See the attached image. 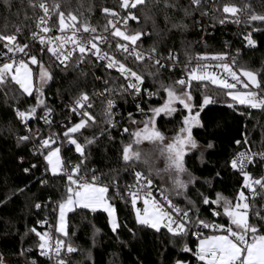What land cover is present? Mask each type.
I'll use <instances>...</instances> for the list:
<instances>
[{
    "label": "snow or ice",
    "instance_id": "1",
    "mask_svg": "<svg viewBox=\"0 0 264 264\" xmlns=\"http://www.w3.org/2000/svg\"><path fill=\"white\" fill-rule=\"evenodd\" d=\"M147 0H121L120 7L127 10V15L120 17L118 13L105 7L104 13L110 17L107 25L98 32L97 27L93 26L89 19L83 17V13L78 17L69 11L65 14L60 10L58 0H53L51 6L47 0H27L28 7L39 9L43 15H39L36 20V28L39 31H31L30 38L41 46V53L45 51L51 53L54 57L53 64L61 71L79 69L81 75L87 74L81 68L84 63H92V57L95 58V64L99 65L108 73V77L102 80L103 90L93 89L91 93L84 88H80L78 94L71 97V102L67 107L70 113L79 117L78 122L66 126L62 136L55 133L49 134L47 138L41 137L36 141L39 130L33 132L29 127L32 120H43L45 125L51 127L52 115L54 110L48 106L43 98V86L54 78V73L50 67H46L38 54L32 52L27 42H21L17 36L22 34L23 29L17 27L12 34H0V86L15 84L19 87L20 96H33L35 92V104L29 105L21 110L17 104L12 108L16 119L25 129L24 135L16 137L17 145L33 143L34 154H38L46 161L45 172H51L53 177H66V193L59 201L53 205V211H58L56 218L55 233L59 236L53 237L51 231H38L33 226L27 229L25 235L34 234L38 238L36 247L39 255L46 257L52 264H70V258L73 253L78 251V247L72 242L69 233L68 214L76 209H87L95 213L102 210L107 213L108 225L114 234L122 227L118 221L116 208L110 200L118 197L126 204L131 203L135 212V222L140 227H146L161 233L166 230L169 234V243L175 245L177 241H183L185 237H196V246L193 250L188 242H183L179 248L182 253H191L199 264H264V204L257 207V198L264 199V175L255 177L248 170L254 163L264 164V150L256 152L251 149L236 152L230 160V167L237 171L243 178L240 190L237 192L235 201L216 193L215 197L198 192L200 204L208 206L212 216L227 217V226L222 223L211 222L207 219H201V208L196 201L189 198L191 189L189 185L197 182V177L193 176L186 167L185 157L198 150L200 145L193 136L194 128H201V112L211 104L217 102L215 92L221 91L226 97L225 103L229 108H235L237 105L244 106L249 110H259L264 112V73L259 70L249 69L238 64L237 56H229L228 53L199 54L195 57L187 56L183 63L182 75L179 79L165 85L158 78L162 70L172 72L180 65L179 56L172 49H169L167 56L158 52L155 45L145 50L142 47V36L149 35L143 29H131L129 20L139 22V18L133 14L137 6H144ZM161 0H156L160 4ZM6 7L10 6V0H3ZM207 3V0H188L187 5H181L180 0H163L165 11H179L184 18L192 17L193 13L199 11L201 16H207V10H201ZM248 5L245 9H240L233 3H224L222 10L213 7L214 15L212 19L220 24L226 23L229 19L233 23H240L239 13L245 11L246 19L244 23L251 25L252 22L264 23V14L252 12L247 15ZM217 16L215 13L221 12ZM53 15H58L57 36H48L47 33L53 29L49 27V21ZM25 14V19H30ZM165 16V21H168ZM196 23H199L196 21ZM117 24H120L118 27ZM109 26L113 29L110 33L112 37H119L120 41L115 42L116 52H112L113 41L109 40L104 33L109 32ZM173 28L185 30L187 24L182 21L172 24ZM123 29V30H122ZM260 28L252 27L244 40L246 46L255 47L256 41L253 39V33L260 31ZM43 33V34H42ZM101 45H107L102 48ZM123 56V60L117 58V54ZM74 53L77 55L74 56ZM17 54H22L18 58ZM27 58V61L24 59ZM129 57L133 58L137 64L144 63L149 70L145 72L138 71L133 67L127 66ZM193 61L195 63L193 64ZM31 65L39 67V86L33 84V71ZM119 73L115 80L110 78V70ZM148 77H152L159 87L155 91H150L146 85ZM122 78V80H121ZM101 80V77H95ZM193 82H196L194 85ZM208 84L215 86L212 92L206 91ZM239 85V87H238ZM198 87L201 90V99L197 103L193 96V88ZM10 91H14L11 90ZM131 96L136 102V111L143 117L137 121L133 113H128V121L131 125H136L133 130L128 127L123 128V133H128L130 140L125 143L121 141L120 158L124 165V171L133 176V182L124 185V190H120L117 183L119 177L113 176L109 183L101 180L97 175V170H91V175L83 172V167L87 155L85 149L96 143L98 137H84L83 143L79 142V136H83L82 129L87 130L100 126L96 117L92 114L95 110V104L100 98H104L101 103L103 110V125L100 135L108 134L109 139H113L109 130L118 128L120 121L117 119L120 113L116 111V98L126 99ZM154 96H161L163 102L157 106H151L147 109L143 107L147 100ZM16 99V96H13ZM41 109V112H38ZM91 110V111H90ZM177 112L181 115L180 126L174 136L166 137L157 127L158 118L173 117ZM243 115V113H241ZM78 134V135H76ZM243 135V134H242ZM60 140V145H56ZM149 142L158 148V158H163L164 168L156 169L155 174L161 176L164 173L170 181L168 187H157L153 180V170L149 169L145 174L143 171H136L138 162H142V150L140 145L143 142ZM65 142L68 146H74L75 152L79 153V162L72 165L70 161L62 159L61 148ZM237 145L242 142L235 141ZM243 143H249L248 136H244ZM214 147L213 142L209 141L207 149ZM46 151V154H45ZM203 153H201V157ZM23 160V157H21ZM146 162V161H145ZM37 168L36 164H31L23 169L28 174L32 169ZM111 171L116 172V169ZM219 176V173H217ZM188 177V179H184ZM163 180V176H161ZM42 185L48 181L41 179ZM209 186H211V182ZM110 188H116L117 191L113 197L108 195ZM259 189V190H257ZM247 190V194L245 192ZM18 191L22 192L23 189ZM159 192V197L154 195ZM174 197H184L185 207H181L179 201ZM143 202V208L137 207V202ZM4 203V201H0ZM217 207L213 208L212 206ZM47 205L36 203L34 207L39 210ZM220 209L223 211L221 212ZM36 225L44 226L48 224L45 217L37 220ZM49 228L52 225H48ZM94 227L93 235L99 233L100 229ZM123 227H127L123 225ZM212 229L211 235L203 233L202 229ZM128 231L135 236L133 229ZM31 249L22 250L20 255H25ZM0 264H5L3 257L0 256ZM31 264H37L35 260ZM173 264H190L182 258H176Z\"/></svg>",
    "mask_w": 264,
    "mask_h": 264
},
{
    "label": "trees",
    "instance_id": "2",
    "mask_svg": "<svg viewBox=\"0 0 264 264\" xmlns=\"http://www.w3.org/2000/svg\"><path fill=\"white\" fill-rule=\"evenodd\" d=\"M60 10L65 14L71 11L78 17L83 13L85 19H89L93 26L99 30L107 25L109 14L102 11L107 7L115 12H122L120 7L121 0H58ZM181 5H187L188 0H180ZM224 3H233L241 9H245V5L249 8L246 10L247 15L252 12L264 14V0H218L216 7L222 10ZM207 10V16H201L200 12L193 13L192 17L184 18L179 11H165L163 8V0L160 4L156 0H147L144 6H137L133 10V14L139 18V22L131 21L129 27L131 29H143L149 35L142 36L141 41L143 49L147 50L153 45L158 52L167 56L169 49H172L179 56L180 65L172 72L162 70L159 80L165 85L179 79L182 75V67L188 55L195 57L199 54L228 53L229 56H237L238 64L249 69L259 70L264 73V23L252 22L246 25L245 11L239 13L240 23H233L229 19L226 23L220 24L212 19L214 13L206 4L201 10ZM210 12V13H209ZM40 10L28 7L27 0H10V6L6 7L3 0H0V34H12L17 27L23 29L22 34L17 36L21 42H30V33L36 26V20L40 15ZM27 14L30 19H25ZM168 21H165V16ZM215 15L223 14L222 11ZM54 26H59L58 15H54ZM183 22L188 25L185 30H179L172 27V24ZM198 21L199 23H196ZM252 27L260 28V31L253 33V39L256 41L255 47L246 46L244 35L251 31ZM114 40V39H113ZM115 49V48H114ZM0 50L2 43H0ZM33 53L38 54V58L42 59L45 65H48L54 73V78L49 81L44 88V99L48 106L54 112V121L61 122L57 124L51 133L58 136L63 135L66 126H70V122H63L67 118L68 111L65 107L66 103L71 101V97L78 94L80 88L86 86V90L91 93L93 89H97L99 85H103L101 80L108 77L100 66L95 65L93 72L84 70L87 74L86 79L81 75L79 69L73 70L69 68L67 71H61L53 64V59L46 51L41 53V47L31 46ZM116 52V49L114 50ZM117 58L123 60V56L117 52ZM127 66L145 72L149 70L144 63L135 62L129 57L126 62ZM195 61H193V64ZM35 83H38V66L33 67ZM101 77L96 80L95 77ZM119 74L110 71V78L115 80ZM122 80V78H121ZM195 85L196 82H193ZM146 85L156 90L159 84L152 77H148ZM215 86L208 84L206 91L212 92ZM14 90V91H10ZM19 87L15 84H7L0 88V256L3 257L5 264H31L35 260L37 264H47L45 259L39 255L36 247L38 238L29 233L25 235L27 229L35 226L38 231L51 229L54 236L55 223L58 211H53V205L59 201L66 193L67 179L66 177H53L51 172H45L46 161L43 157L34 154L33 143L17 145L16 137L24 135L25 129L16 119L12 105L23 110L29 105L35 104V92L33 96H20ZM16 99H13V96ZM193 96L198 103L201 99V90L198 87L193 88ZM217 102L208 105L200 115L203 127L194 128L193 136L198 141L202 150H196L189 153L185 157L186 167L197 177L194 185H189L191 192L189 198L196 201L201 208V219H207L211 222H218L227 225V217L212 216L208 206L200 204L197 196L198 192L205 195L215 197L216 193L235 201L237 192L241 188L243 182L242 176L231 169L230 160L238 151L251 149L252 151H260L264 149V112L259 110H249L244 106L237 105L235 108L227 107L225 103L226 97L221 91L215 92ZM118 101L122 106V116L118 128L110 129L109 132L113 139H109L108 134L100 135L101 126L103 125V116L101 115L103 106L102 99L97 100L95 110L92 114L96 117L100 126L82 129L83 136H79V142L83 143L84 137L96 135L98 137L96 143L85 149L87 159L83 167V172L91 175V170H97L96 174L100 175L101 180L109 183L113 176L119 177L117 183L120 190H124V185L133 182V176L124 171V165L120 158L121 141L127 143L130 140L128 133H123V128L128 127L133 130L136 125H131L128 121V113H133L137 121L143 117L135 111L134 106L129 100L121 99ZM161 96L151 103L146 104L145 109L151 106H157L162 103ZM38 109V112H41ZM91 111V110H90ZM243 113V115L241 114ZM79 118L74 119L71 123L78 122ZM181 115L179 112L173 117L158 118L157 127L166 136H174L180 126ZM29 127L39 134L36 139L44 137L47 132V126L41 120H32ZM243 134V135H242ZM78 135V134H76ZM244 136H248L249 143L244 144ZM240 140L242 143L237 145L235 141ZM211 141L214 144L212 149H207V143ZM57 140L56 145H60ZM201 153L203 156L201 157ZM46 154V151H45ZM61 156L63 160L72 163L79 162V153L75 152L74 146H68L65 142L61 148ZM23 157V160H21ZM146 161V162H145ZM31 164H36L37 168L32 169L30 173H24L23 169ZM264 164L254 163L249 171L253 176L259 177L264 175ZM116 169V172L111 171ZM153 170V180L157 187H168L170 181L163 176L155 174L153 162L142 157V162H138L137 170L148 173ZM219 173V176H217ZM41 179L48 181L42 185ZM188 179V177H187ZM211 182V186L209 183ZM23 189L22 192L18 191ZM116 188H110L108 195L114 196ZM247 194V190H245ZM179 201L181 207H185L186 201L184 197H174ZM110 202L114 205L117 212L118 221L122 227L114 234L109 225L107 213L97 210L95 213L87 209H76L68 214L69 233L72 242L78 247V251L73 253L70 258V264H173L176 258H182L190 261V264H199L195 257L189 253H182L179 248L183 242H188L189 247L193 250L196 246V238L192 236L185 237L183 241H177L175 245L169 243V234L166 230L156 233L154 230L140 227L135 222V212L131 203H125L118 197L112 198ZM36 203L46 204L37 210L34 205ZM264 204V199L257 198L256 205L260 207ZM217 207L216 205L212 206ZM222 212L223 210L220 209ZM48 219V224L44 226L36 225L37 220ZM48 225H52L51 228ZM126 225L127 227H123ZM100 229L99 233L93 235L94 227ZM133 229L136 233L133 236L128 231ZM210 235V234H209ZM31 249L25 255H20L22 250Z\"/></svg>",
    "mask_w": 264,
    "mask_h": 264
},
{
    "label": "built area",
    "instance_id": "3",
    "mask_svg": "<svg viewBox=\"0 0 264 264\" xmlns=\"http://www.w3.org/2000/svg\"><path fill=\"white\" fill-rule=\"evenodd\" d=\"M47 3L49 4V6H51V4L53 3V0H47ZM217 3H218V0H207L206 5L209 6V8H210L209 11H210V12L212 11V8H213L214 6L216 7ZM240 9H241V8H240ZM40 12H41V11H40ZM210 12H209V13H210ZM242 12H243V11H242ZM242 12H240V13H242ZM116 13H118L120 17H123V16L127 15V10L122 9V12H116ZM40 15H43V13L41 12ZM53 18H54V15L51 17V20L49 21V27H51L53 30H52L51 32H49V33L46 34V35H48V36H57V35H60V34H61V33L58 31V26L55 27V26L53 25V24H54ZM111 18H112V19H115V18H113V17H111ZM131 21H132V20H129V25H130ZM117 26L119 27L120 24H117ZM97 30H98V32L100 31L98 28H97ZM112 30H113V29H111V27L109 26V32H108V33H104V35H107L108 38H109V40L113 41L111 51L114 52V50H115V49H114V48H115V42H116V41H120V38H119V37H115V38L112 37V36L110 35V33H111ZM32 31L35 32V31H39V30H38V29L36 28V26H35V28H34ZM42 34H43V33H42ZM113 39H114V40H113ZM120 42H123V41H120ZM27 43L30 45V47H31V46H38V47H41V46L39 45L38 42L33 41V40H31V39H30V42H27ZM101 47H102V48H107V45H101ZM4 51L6 52L7 50L5 49ZM49 54L51 55V53H49ZM17 55H18V58H19V57H22V54H17ZM75 55H77V54L74 53V56H75ZM51 57H52V56H51ZM24 59L27 61V58H26V57H24ZM52 59H53V61H54L55 58L52 57ZM0 62H2V58H0ZM95 65H96V64H95V58L92 57V63H84V64L81 65V68H82L83 70H86V71H89V72L94 73V72H93V68H94ZM97 66H99V65H97ZM110 71H111V72H114V73H116V74H119V73L116 72L114 69H113V70H110ZM101 82H102V80H101ZM102 84H103V83H102ZM145 86H147V85H145ZM147 87H149V90H150V91H155V90L152 89L150 86H147ZM238 87H239V85H238ZM0 88H1V86H0ZM96 90H97V91H102V90H103V85H99V86L97 87ZM126 98H127V99L129 100V102L134 106L135 111H136L135 104H136L137 101H135L131 96H127ZM158 98H159V96H154V97H152L151 99H148V97L145 96V100H147V103H145V104L143 105V107L145 108L146 104L151 103V102L157 100ZM100 99L103 100L104 98H100ZM118 100H119V99H118V97H117V98H116V104H117L116 111H117L118 113H120V116H118L117 119H119V118L122 116V106H121V104H120V102H119ZM70 102H71V101H70ZM70 102L66 103V105L69 104ZM66 109H67V111H68V115H67V118L63 120V122H72L74 119L79 118V117H77V116L72 115L67 107H66ZM136 112H137V111H136ZM137 113H138V112H137ZM51 119H52V125H51V127H49L48 125H46L48 129H47V132H46V134H45V136H44L43 138H47V137L49 136L50 132H52L53 128H54L57 124H60V123H61V122H58V123H57V122L54 121V114L52 115ZM41 121H42V123L44 124V121H43V120H41ZM44 125H45V124H44ZM39 139H40V138L36 139L37 144H38ZM262 150H264V149H262ZM262 150H260V151H262ZM256 152H259V151H256ZM75 164H76V163H72V165H75ZM251 167H252V165L249 166V169H250ZM249 169H248V170H249ZM263 170H264V167H263ZM137 171H142V170H137ZM143 172H144V171H143ZM144 173H145V172H144ZM86 174H87V173H86ZM145 174H147V173H145ZM88 175H89V174H88ZM257 190H259V189H257ZM154 195H156L157 197H159V192H155ZM138 205H140L141 208H143V202H142V200H141V201H138ZM215 223H218V222H215ZM44 231H51V232H52L51 229H46V230H44ZM202 231H203V233L206 234V235L212 234V229H211V228H208V229H202ZM52 234H53V232H52ZM53 237H56V236L53 235ZM193 238H196V237H193ZM38 252H39V251H38ZM42 257H43V256H42ZM43 258L45 259V261L47 262V264H52V262L49 261L46 257H43Z\"/></svg>",
    "mask_w": 264,
    "mask_h": 264
},
{
    "label": "rangeland",
    "instance_id": "4",
    "mask_svg": "<svg viewBox=\"0 0 264 264\" xmlns=\"http://www.w3.org/2000/svg\"><path fill=\"white\" fill-rule=\"evenodd\" d=\"M123 30V29H122ZM45 65V64H44ZM29 66L31 67V69H32V71H33V67H35V66H37V65H31V64H29ZM46 67H49L48 65H45ZM38 75H39V67H38ZM38 77V76H37ZM48 83H49V81H48ZM47 83V84H48ZM33 84H34V89H35V87H37V86H39V80H38V83L36 84L35 83V79H34V74H33ZM47 84L46 85H44L43 86V90H44V88L47 86ZM43 98H44V96H43ZM170 137H172V136H170ZM170 137H168V138H170ZM140 148H141V150H142V157H145V158H147V159H149V160H151L152 162H153V165H154V168L155 169H163L164 168V166H165V164H164V160H163V158H158V156H159V151H158V148L155 146V145H153V144H150L149 142H147V141H145V142H143L141 145H140ZM198 150H202V148L200 147ZM196 151V150H195ZM191 153V152H190ZM162 175L165 177V178H167L168 179V177L164 174V173H162ZM184 179H187V177H184ZM169 181V180H168ZM111 203V202H110ZM137 207H138V202H137ZM102 211V210H101ZM225 226H227V225H225ZM211 235V234H210Z\"/></svg>",
    "mask_w": 264,
    "mask_h": 264
},
{
    "label": "crops",
    "instance_id": "5",
    "mask_svg": "<svg viewBox=\"0 0 264 264\" xmlns=\"http://www.w3.org/2000/svg\"><path fill=\"white\" fill-rule=\"evenodd\" d=\"M138 208H141V206L140 205H138ZM142 209V208H141Z\"/></svg>",
    "mask_w": 264,
    "mask_h": 264
}]
</instances>
